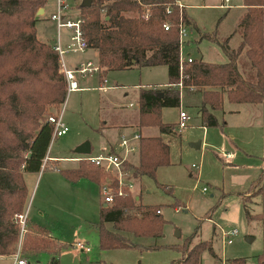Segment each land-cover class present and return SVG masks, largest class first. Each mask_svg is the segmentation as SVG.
Wrapping results in <instances>:
<instances>
[{
    "label": "trees",
    "instance_id": "1",
    "mask_svg": "<svg viewBox=\"0 0 264 264\" xmlns=\"http://www.w3.org/2000/svg\"><path fill=\"white\" fill-rule=\"evenodd\" d=\"M45 3L0 0V254L15 252L20 243L26 259L29 253L50 250L49 264H59L57 244L45 236V228L26 219L27 227L21 232L18 218L24 212L28 194L23 173L41 169L54 127L47 118L49 107L60 105L66 95L59 54L36 34V12ZM78 5L85 46L97 50L98 62L105 70L159 64L167 67V85L142 87L139 91L138 126H157L160 133H139L137 161L123 162L124 171L133 178L155 177L159 166L170 163L169 144L161 132H172L175 126L161 120L160 109L180 104L181 87L199 91L198 114L201 124L207 127L225 123L215 114L223 107L224 96L230 102L264 100V0H244L245 9L231 33L222 41L213 37L227 54L225 62L192 56L181 63L179 23L189 26L192 21L177 0H92L89 5ZM235 33L239 41L232 47L229 40ZM201 36L207 37L205 32ZM242 58L252 68L250 75H243L239 69ZM59 170L73 182L80 177L99 184L108 179L113 187V200L100 209V248L137 245L130 233L153 237L162 234L165 220L157 211L158 205L142 203L140 196L136 199L126 190L118 194L116 176L100 166L80 159L77 166ZM238 195L246 220H256L260 225L263 246L256 264H264V158L258 176ZM106 222L112 226H106ZM191 238L183 244L182 256L169 264H201L204 250L214 252L208 239L190 244ZM246 259L233 257L227 264H246Z\"/></svg>",
    "mask_w": 264,
    "mask_h": 264
},
{
    "label": "rangeland",
    "instance_id": "2",
    "mask_svg": "<svg viewBox=\"0 0 264 264\" xmlns=\"http://www.w3.org/2000/svg\"><path fill=\"white\" fill-rule=\"evenodd\" d=\"M66 1L71 5V14L79 13L81 0ZM180 1L192 21L187 26L183 54L212 62L227 61V54L213 37L222 41L231 33L236 27L244 0H229L225 2L227 5L223 4V0ZM44 5L46 15L37 21V31L40 37L44 35L47 41L55 42L57 28L48 16L55 10V0H46ZM67 31L68 28L63 27L62 36ZM204 32L207 37L201 36ZM238 41L239 35L235 33L229 44L235 47ZM86 56L94 60L90 49L66 58L74 61L75 57ZM85 60L88 59L82 61ZM238 65L243 75L247 72L251 74L252 68L244 58L240 59ZM96 75H77L79 84L89 87L66 92L60 105L49 107L48 115L61 114L68 130L63 135L52 137L47 154H75V146L84 140L90 141L94 153L98 141L102 139L98 128L100 119H108L109 112L132 109L128 103L136 102L137 85H161L168 79L167 67L163 64L110 69L105 75L109 84L116 85L99 90ZM180 91V104L164 106L162 113L163 121L175 126L165 136L169 143L170 163L159 166L155 177L143 175L138 179L126 173L124 176L129 183L122 186L132 195H139L142 203L158 205L160 215L165 220L160 236H134L130 233L131 240L137 245L100 248L98 197L93 202L88 193L76 187L77 184L57 179L56 175L45 173L42 179L41 174L27 176L26 216L40 217L63 241L75 242L76 239H73L77 235H84L90 245L91 251L86 252L69 246L71 250L61 255V264H169L182 256L183 244L187 245L190 236V244L199 239H208L214 250L212 253L208 250L202 252L201 264H227L230 258L242 256L247 257L246 264H256L263 246L261 228L256 220H246L238 191L245 190L250 181L258 176V163L264 158V100L258 103L230 102L224 96L223 107L215 110V114L220 122L224 120L225 123L222 126H208L205 130L199 121V91L188 86L181 87ZM180 109L189 114V119L179 131ZM150 127L154 133H160L157 126ZM197 140L201 142L199 147L190 144ZM222 149L230 151L232 158L221 157ZM136 159L134 155L126 161L135 162ZM63 163L74 164L71 161ZM108 174L114 175L112 172ZM46 181L53 182V187L43 189ZM203 186L206 187L204 191ZM99 196L103 197L101 192ZM247 203L255 210L259 209L258 205ZM40 208L43 209L42 215L39 214ZM106 226L111 227L112 224L108 222ZM220 226L225 230L232 226L237 228L238 232L230 243L222 240L223 227ZM0 264H11V259L0 258Z\"/></svg>",
    "mask_w": 264,
    "mask_h": 264
},
{
    "label": "crops",
    "instance_id": "3",
    "mask_svg": "<svg viewBox=\"0 0 264 264\" xmlns=\"http://www.w3.org/2000/svg\"><path fill=\"white\" fill-rule=\"evenodd\" d=\"M81 1H80V3H81ZM177 1L180 4L183 5V3L180 0H177ZM228 1L229 0H223L222 2H223L224 5H227L226 3ZM243 10H244V6L242 7L241 13L243 12ZM52 11H54V10H52ZM70 11H69L68 16L75 17V16H77L79 14V13L71 14ZM51 12L48 15L49 18H50ZM38 15H39V19L45 17V15H46V7H45V5L43 6V11L40 14H38ZM37 21H36L35 25H37ZM37 30L38 29H37V26H36L37 37L40 40H44L46 42H49V41H47L48 38H46L44 35H43V37L42 36L40 37V35H39ZM68 32H69V29L66 32V34L61 36V39H62V42H63L64 45H66L68 43V41H69ZM49 43H51L52 45L54 44V42H49ZM87 49H90V50L93 51L94 60H96L95 62H98V52H97V50L94 49V48L85 47L83 50H75V51H68L67 50L63 54V59L65 61L66 66L69 67V68H73V67L77 66L80 61H82L84 59L92 60L88 56L83 57V58L75 57L74 61H71V60L66 58V56L68 57V56H71V55H73L75 53L76 54H81V53L85 52ZM189 55H191V54H189ZM106 73H107V70H105V68L103 67L101 72L97 73L98 75H96V77H97V88L99 90H106V89L111 88L112 86L116 85V84H109L108 83L109 79L106 77V75H105ZM92 75H95V74H90V75L86 74V76H88V77L92 76ZM167 76H168V73H167ZM104 78H106V80H103ZM167 81H168V79L165 82H163V84H161V85L160 84L159 85L158 84H152V85L153 86H165V85H167ZM85 87H89V86L80 85V88L78 90H81L82 88H85ZM137 87H138V93H137L136 102L129 101V103H128V105L130 107H132V109L131 108H126V109H122L119 112H109L108 119H103V118L100 119V122L98 124V128L101 131L102 139L100 141H98V144L96 146V150L94 151V153H92V145L90 143V145H91L90 152L92 154H97V153H100V152H102L104 150L118 151L120 149L119 148V140H120L122 135L131 136L134 132H139V133L141 132L142 133L145 130H149V131L148 132H143V133L158 134V133H154V131L152 130V127H150V126H144V127H141V128L138 126V120H139V117H140V115H139V102H138L139 91H140V88L147 87V86H143V85L140 84V85H137ZM163 108H164V106L161 107V109H160V117H161L162 121H163V119H162ZM199 121H200V117H199ZM200 124H201V122H200ZM201 126H202L203 129H205L207 127V126H204L202 124H201ZM115 129H117L118 132H116ZM128 129H130L131 131L127 132ZM166 134L167 133L161 132V135L164 138V140H166V138H165ZM200 145H201V142H200ZM222 152H223V149H222ZM222 152H221V157H224L222 155ZM224 152H230V151H224ZM81 154H85V153H75V154H70V155H60V154L51 155V154H47L46 153V156L44 158L43 164L41 165V169L38 172H24L23 173V177H24L25 184L27 186V190H28L27 176H30V175H33V174H36V175L41 174V178L40 179H42L44 174L48 173L47 175H49V174L50 175H56V177H58L57 179L61 178V179L65 180V181H67L69 183L77 184L76 187L80 188L81 191H83V193H85V194L88 193V196H91L93 202H95L97 197H98V203H99L100 209H101L102 206H107L108 202H105L103 200V198H101L99 196L100 195V186H101V184L94 182L93 180L89 179L88 177H80L79 179H77L76 181L73 182V181L68 180L60 172V170H59L60 168H70V167L77 166L79 160L75 159V157L78 156V155H81ZM134 155H136V157L138 159V149L136 151H133L129 155V157L130 156H134ZM232 156H233V154L231 153V157H224V158L230 159V158H232ZM137 159H136V161H137ZM63 161H71V162H74V164H72V163H63L62 164ZM262 161H263V158L258 163V167L259 168H260V166L262 164ZM53 185H54L53 182L46 181L45 185L43 186V189L48 190L51 187H53ZM136 196H138V198H139V195H135V198H136ZM138 198H136V199H138ZM42 213H43V209L40 208L39 209V214L42 215ZM99 214H100V210H99ZM26 219L28 220V223H36V224L41 225V226H43L45 228V230H46V235L45 236H48L53 241H55V243L57 244V246H56V250H57L56 256L58 257L59 264H61V255L64 252H66V251H68L70 249L69 246H72V247L74 246V243H73L74 241H71V242L68 243V242L63 241L62 239H60V237L57 235V233H54L52 230H50L45 225L44 221L40 220V217L32 216L31 218H29V216H26L25 220ZM106 223H108V222H106ZM97 225H98V223H97ZM26 227H27V221L24 222V229ZM97 228H98V226H97ZM75 232H76V230H75ZM98 232H99V230H98ZM21 237H22V235L20 236V240H21ZM75 239L82 241L85 246H89L90 247L89 243L84 239V235H82L80 237H78V235H77V237H75L73 240H75ZM79 249H81V248H79ZM81 250L86 252V251H91V248L89 250H84V249H81ZM52 252L53 251H50V250L49 251L39 250V251H36V252L29 253V257L27 259L29 261V264H32V263H35V264H49V260H50V258L52 256ZM12 254L13 253H11V254H0V258H3V257L4 258H6V257L10 258L11 259V263H12Z\"/></svg>",
    "mask_w": 264,
    "mask_h": 264
},
{
    "label": "built area",
    "instance_id": "4",
    "mask_svg": "<svg viewBox=\"0 0 264 264\" xmlns=\"http://www.w3.org/2000/svg\"><path fill=\"white\" fill-rule=\"evenodd\" d=\"M180 6L182 4L179 3ZM71 10V6L67 3L66 0H55V10L51 12L50 18L55 22V26L57 28V37L53 44V48L58 52L60 58V65L63 72V76L65 79V89L67 93L71 91L78 90L80 88L79 80L77 75H90L97 74L101 72L103 66H101L98 62H94L92 60L80 61L77 66L73 68H69L66 66L65 61L63 59V54L68 51L75 50H83L85 46V41L82 36L81 23L82 18L78 14L75 17L68 16L69 11ZM169 11V9H168ZM67 27L69 29V41L66 45L63 44L61 39L62 28ZM164 27L167 29L168 24L164 23ZM179 40L181 43V47L184 43V38L188 34V27L184 22L179 23ZM191 55H184L182 50L180 53V61L181 63L187 59L191 60ZM103 80H106L104 78ZM48 120L53 123V133L52 137L60 136L64 134L68 130L67 124L63 121L61 114H49ZM189 119V114L180 109L179 111V121L177 124V128L180 131L183 127L187 125V120ZM140 137L139 132H134L131 136L122 135L119 140V150L118 151H110L104 150L97 154H92L91 152L81 154L75 157V159H85L97 166H100L105 170V172H112L114 176L117 178V188L116 192L118 194H123L124 190L122 186L124 184H128L129 180L125 178L126 172L123 169V162L126 161L129 155L138 149V139ZM224 157H231L230 152H222ZM123 173V175H122ZM112 186L108 182H104L100 186V192L102 193V198L105 202H111L113 200V190ZM202 190H206V187L203 186ZM160 211L159 209L157 210ZM19 220L21 222V232L24 229V222L26 218V213L18 214ZM223 226H220L222 228ZM222 228V240L230 243L232 241V237L237 234L238 230L236 227H227L226 230ZM74 246L77 248H81L84 250H89V246H85L84 243L80 240H76L74 242ZM11 264H29L28 260L22 256L20 250V243L18 244L17 249L12 254V263Z\"/></svg>",
    "mask_w": 264,
    "mask_h": 264
},
{
    "label": "water",
    "instance_id": "5",
    "mask_svg": "<svg viewBox=\"0 0 264 264\" xmlns=\"http://www.w3.org/2000/svg\"><path fill=\"white\" fill-rule=\"evenodd\" d=\"M91 1L92 0H82L81 4L82 5H89L91 3ZM42 11H43V7H40L37 10L36 14L38 15ZM190 144L192 146L199 147L200 146V140L190 142ZM90 150H91V145H90V141L89 140H84V141L80 142L74 148V152H76V153H89ZM136 198H138V196H136ZM248 239H250V237H248ZM33 264H35V263H33Z\"/></svg>",
    "mask_w": 264,
    "mask_h": 264
}]
</instances>
